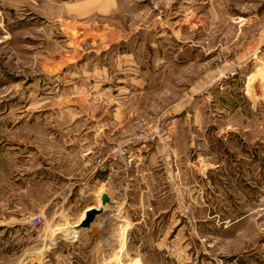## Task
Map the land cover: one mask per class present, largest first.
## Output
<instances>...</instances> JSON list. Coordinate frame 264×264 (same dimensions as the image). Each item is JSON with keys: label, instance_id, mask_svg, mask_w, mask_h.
<instances>
[{"label": "rangeland", "instance_id": "374dc122", "mask_svg": "<svg viewBox=\"0 0 264 264\" xmlns=\"http://www.w3.org/2000/svg\"><path fill=\"white\" fill-rule=\"evenodd\" d=\"M84 1L0 0V264H264V0Z\"/></svg>", "mask_w": 264, "mask_h": 264}, {"label": "water", "instance_id": "95a60500", "mask_svg": "<svg viewBox=\"0 0 264 264\" xmlns=\"http://www.w3.org/2000/svg\"><path fill=\"white\" fill-rule=\"evenodd\" d=\"M101 203L103 206L111 203V198L109 194L105 191H102L99 195ZM103 212L102 208H91L86 211L85 217L78 224L73 226V229L78 231L80 229H89L91 228L93 222L96 220L97 216Z\"/></svg>", "mask_w": 264, "mask_h": 264}, {"label": "crops", "instance_id": "0c3cea01", "mask_svg": "<svg viewBox=\"0 0 264 264\" xmlns=\"http://www.w3.org/2000/svg\"><path fill=\"white\" fill-rule=\"evenodd\" d=\"M85 1H87V0H85ZM85 1H84V2H85ZM103 3L106 4V5L109 4V6H110V5L112 6L113 0H96V2H95L93 5H95L96 7L99 6V8H101L102 5H103ZM86 4H87V2H86ZM88 11H89V10H88ZM98 179H99V177H98ZM107 185H108V183H107ZM107 193L109 194L111 200L115 202L116 200H115V198L113 197V195H112L109 191H107ZM89 208H94V207H88L87 210H89ZM87 210H86V211H87ZM80 221H81V220H80ZM76 224H78V223H76ZM76 224H75V225H76ZM72 230H74V229H72ZM75 231H76V230H75ZM121 236L123 237L124 235L121 234ZM122 242H123V241H122ZM122 246H123V249H122V250H124V243H122Z\"/></svg>", "mask_w": 264, "mask_h": 264}, {"label": "built area", "instance_id": "2783aa9c", "mask_svg": "<svg viewBox=\"0 0 264 264\" xmlns=\"http://www.w3.org/2000/svg\"><path fill=\"white\" fill-rule=\"evenodd\" d=\"M40 222H41V218L40 217H38L37 219H34L33 220V226H38L40 224Z\"/></svg>", "mask_w": 264, "mask_h": 264}, {"label": "bare ground", "instance_id": "6f19581e", "mask_svg": "<svg viewBox=\"0 0 264 264\" xmlns=\"http://www.w3.org/2000/svg\"><path fill=\"white\" fill-rule=\"evenodd\" d=\"M91 208H89V210H90ZM85 214H86V212L83 214V216H82V219L81 220H83V218L85 217ZM58 229V228H57ZM56 229V230H57ZM56 233V232H55ZM68 234V233H67ZM136 264H139L138 262L136 263Z\"/></svg>", "mask_w": 264, "mask_h": 264}]
</instances>
